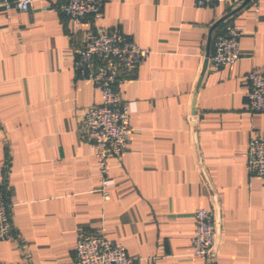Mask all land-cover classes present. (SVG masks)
<instances>
[{
	"label": "crops",
	"instance_id": "obj_1",
	"mask_svg": "<svg viewBox=\"0 0 264 264\" xmlns=\"http://www.w3.org/2000/svg\"><path fill=\"white\" fill-rule=\"evenodd\" d=\"M51 1L0 9V176L12 229L0 264H72L78 234L97 229L139 264H264V182L246 169L250 136L264 141L246 79L264 72V0H103L95 25L149 52L119 87L132 131L127 152L109 160L108 201L78 131L84 110L100 103L73 71L90 17L77 28L47 9ZM231 24L241 57L213 70L212 36ZM197 209L216 228L209 261L193 256Z\"/></svg>",
	"mask_w": 264,
	"mask_h": 264
},
{
	"label": "built area",
	"instance_id": "obj_2",
	"mask_svg": "<svg viewBox=\"0 0 264 264\" xmlns=\"http://www.w3.org/2000/svg\"><path fill=\"white\" fill-rule=\"evenodd\" d=\"M38 0H0L4 12L16 10L27 12ZM246 0H194L198 8L216 4L240 5ZM47 9L67 18L75 27H80L90 17V28L78 45L73 47V71L77 79L87 81L99 93L100 103L84 110L79 121V135L87 142L97 161L100 175L99 192L104 201L109 195V160L121 158L128 150L131 140V125L127 104L122 100L119 87L128 84L138 66L148 56L147 50L139 47L119 30L100 28L95 23L101 18L103 0H52ZM241 31L229 25L212 36L208 62L213 70L230 67L240 57ZM247 111L264 112V72L247 74ZM189 122L196 116H188ZM247 173L264 182V141L256 135L249 138L246 152ZM6 177L0 176V242L12 237L9 203L5 194ZM216 247V228L212 214L207 209L194 212L193 256L204 261L213 258ZM140 259L127 256L123 246L109 240L102 229L92 233H79L74 247L72 264H139Z\"/></svg>",
	"mask_w": 264,
	"mask_h": 264
}]
</instances>
